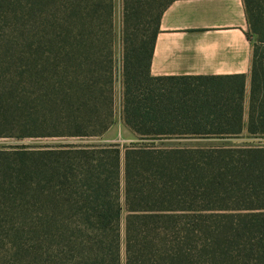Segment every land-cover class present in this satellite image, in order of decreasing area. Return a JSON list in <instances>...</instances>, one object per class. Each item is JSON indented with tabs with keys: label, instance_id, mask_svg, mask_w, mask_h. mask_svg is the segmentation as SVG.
Instances as JSON below:
<instances>
[{
	"label": "trees",
	"instance_id": "trees-1",
	"mask_svg": "<svg viewBox=\"0 0 264 264\" xmlns=\"http://www.w3.org/2000/svg\"><path fill=\"white\" fill-rule=\"evenodd\" d=\"M175 0H0V139L90 140L121 120L140 143L0 146V264H264V0H242L244 75L154 77ZM120 47L117 59L116 48Z\"/></svg>",
	"mask_w": 264,
	"mask_h": 264
},
{
	"label": "crops",
	"instance_id": "crops-1",
	"mask_svg": "<svg viewBox=\"0 0 264 264\" xmlns=\"http://www.w3.org/2000/svg\"><path fill=\"white\" fill-rule=\"evenodd\" d=\"M242 0H175L163 12L150 73L154 77L244 75L251 43Z\"/></svg>",
	"mask_w": 264,
	"mask_h": 264
},
{
	"label": "rangeland",
	"instance_id": "rangeland-1",
	"mask_svg": "<svg viewBox=\"0 0 264 264\" xmlns=\"http://www.w3.org/2000/svg\"><path fill=\"white\" fill-rule=\"evenodd\" d=\"M115 5V28L119 32L121 21V0H114ZM117 59L120 58V47L116 48ZM121 87L120 82L116 84V103L114 121L111 127L100 137L88 140H61V142L89 143L95 145L117 144L121 149L126 146L140 143V141L124 126L121 120ZM60 141H41L26 139L23 141H15L11 139H0V146L8 145H37L41 143H61ZM264 144V138H249L245 134L236 138L226 139H190V140H170L156 141L157 145L163 146H223V145H243V144Z\"/></svg>",
	"mask_w": 264,
	"mask_h": 264
}]
</instances>
